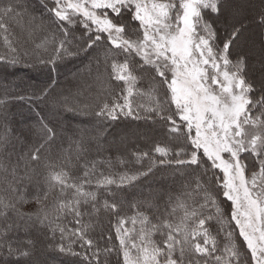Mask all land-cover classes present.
Returning <instances> with one entry per match:
<instances>
[{"label":"snow or ice","instance_id":"obj_1","mask_svg":"<svg viewBox=\"0 0 264 264\" xmlns=\"http://www.w3.org/2000/svg\"><path fill=\"white\" fill-rule=\"evenodd\" d=\"M44 7L51 21L37 24L23 0L0 2V37L7 49L0 61L12 66L24 62L28 52L24 49L21 55L23 43L36 28L46 31L48 36L36 47L46 50L51 43L55 55L40 59L41 64L54 67L65 56L90 55L97 63L101 93L111 94L110 82H117L121 94L111 103L102 101L97 117L161 122L165 139L132 153L136 163L148 162L141 170L100 172L93 181L89 177L96 174L97 162L83 164L81 179L70 171V158L62 163L42 160L41 152L56 136L47 124L40 126L43 143L22 157L23 172L19 164L5 162V135L0 139V190L7 193L0 195V219L6 222L0 230V252L17 257V264H31L34 242L27 239L24 247H14L5 238L13 229L27 233L40 226L48 228L53 239L59 231L61 242L55 250L81 257L84 264H108L107 255L113 252L122 256L123 264H264V78L248 76L247 54L234 55L246 25L228 18V0H45ZM26 16L29 26L22 23ZM222 18L221 28L217 23ZM259 23L264 25V10ZM12 24L22 33L27 30L26 37L16 36ZM144 80L146 90L137 87ZM47 96L44 90L36 99ZM137 96L147 103H134ZM86 152L79 143L76 160ZM249 159L257 164L251 171ZM106 162L112 166L111 158ZM117 162L126 163L119 156ZM157 167L195 178L184 182L179 195L149 194L133 205L136 213L130 217L120 215L115 200L99 202L97 190L115 195L113 186H135ZM33 182L37 191L29 199L21 188ZM93 182L97 190H85V184ZM221 196L231 203L228 217ZM26 203H35L36 210L23 211ZM209 207L214 214L205 212ZM101 210L117 217L118 245L103 249L90 235ZM153 210L155 216L150 215ZM94 215L96 223L85 221ZM9 217L14 218L10 223ZM68 217L74 227L61 223ZM212 220L221 230L234 222L222 250L210 231ZM66 237H71L67 244L62 242ZM77 242L83 251L73 248Z\"/></svg>","mask_w":264,"mask_h":264},{"label":"trees","instance_id":"obj_2","mask_svg":"<svg viewBox=\"0 0 264 264\" xmlns=\"http://www.w3.org/2000/svg\"><path fill=\"white\" fill-rule=\"evenodd\" d=\"M29 1L26 2L23 0V3L30 16H35L36 23L39 24L42 19L45 23H50V14L46 13L47 17H41L37 11L35 12V6L33 7ZM35 1L42 3V0ZM0 2H4V0H0ZM233 9H238L241 14H246V16L255 19L258 13L264 9V6H262L261 1L259 0H228L227 16L230 19L232 18L231 12ZM258 21L259 20L251 21V26L248 25L246 28V31L248 30L247 34L250 36L248 37L250 43L246 38L243 42H239L237 48L234 49V55L237 53L247 54V74L250 78L256 81H259V70L257 68V65L259 64L256 59L257 57L248 45L253 43V45L261 47L263 43L264 29L262 31L260 30ZM22 23L29 26V17L26 16ZM223 24L224 19L222 18L217 23V26L222 28ZM11 28L16 36H20L22 38L26 37L27 30L22 33L21 28L16 24H12ZM252 28L254 29L253 32H251ZM76 34H79L78 31ZM46 36H48L46 31L36 28L31 39L23 43L21 55H23L24 49L28 52V56L24 57V61H26L28 57L36 60H48L55 55L53 45L51 43L47 44L46 50L45 48L36 47V45L40 44ZM48 38L51 39V37ZM6 52L7 49L4 46L2 37H0V54H5ZM88 57H90V55H85L84 57H81L80 55L65 56L63 60L57 61L54 67L51 64H41L39 62L38 67L31 68L32 70H45L47 72V75L42 77L46 80V82L43 84H32V86L38 90L36 95L38 96L44 90H46L49 94L45 100H37L32 103V110L24 107L23 96L20 95V92L14 90L15 88H12L13 93H9V90L5 86L3 87H5L4 89L8 92L0 89V139H2L5 135L8 137L9 143L7 146V158L5 162L10 166L19 164L18 171H24L25 160L22 157H26L28 153L43 143L42 133L40 131L41 122L53 128L56 133L54 141L46 147V150L41 152L42 160H51L55 163H62L66 158H70L73 165L70 168V171L75 177L83 179V172L85 171L83 164L85 162L88 164L97 162L96 174L89 177V179L93 181L100 172L108 174L129 170L137 171L141 170L142 167L147 166V161H144L143 164L136 163L135 157L132 153L150 149L154 141H163L165 137L163 136L164 130L162 123L157 122L153 125L151 122H146L143 119L133 120L131 118L121 117L116 121H110L97 117L95 115V111L101 102L107 101L111 103L114 98L121 94V92L120 89L116 87L117 82L111 81L110 83L113 86L112 93H101L99 87L93 86V80L96 79V75L93 78L91 77L92 73L90 72L88 74L90 76L87 77V75L83 72L77 70L79 67L78 64L82 65V62L88 59ZM23 65H25V62L12 66L0 61V70L3 74V77L0 79V83L2 85L9 86V82H13V76L12 73L7 71L8 67L20 69ZM21 70H24V67ZM94 71L97 73V67H95ZM74 83L80 87L76 88V91L73 94L72 88ZM19 86L22 88L24 87L23 84H19ZM148 86L149 85L146 80L141 81L137 85L138 88L144 90H146ZM57 88H60L59 93L58 90H56V92L53 91V89ZM84 88L87 90L86 92H84ZM78 97L83 98L86 101V104L84 106L76 107L77 111H67V108H71L69 106L70 103L67 101H78ZM133 99L134 103H147L146 98L137 96ZM41 102L43 104L42 106H40ZM74 123H78L81 127L75 126ZM157 126L161 128L159 129ZM102 129L105 130L103 134H101ZM15 130L16 132H14ZM81 142H83L86 146L87 152L83 154L82 160L77 161L76 147ZM113 150H116V153L117 151H119V153H124L123 157L120 155L118 156L126 161L125 164L121 165L117 162L118 156L112 157L110 153ZM0 158H3V156L0 155ZM109 158L112 160L111 167H109L106 162ZM248 164L250 171L257 167L254 159H249ZM41 171H43V169H41ZM170 172V169L157 167L154 174L147 177H141V179L136 182L135 186H128L122 189H116L113 186L115 195H110L103 189L97 190L94 182L92 184H85V190H97L98 200L101 204L104 200H108L109 202L115 200L119 205L120 215L130 217L136 213V208H134L133 205L145 200L143 197H140L135 201L131 200L130 196L133 192L136 193L139 190L142 192L141 196H147L150 193V189H144L150 184H158V191L156 192H171L173 195H179L183 191L184 180L187 179L190 183L193 178L192 176L181 175V177H179L175 174H172V176ZM169 180L173 184L168 186L170 189L166 192L165 188L167 186H165V181H168L169 183ZM25 189L27 197L31 199L33 194L37 191L35 182L31 184L26 183L21 188V191H25ZM215 190L216 189L213 188V191ZM0 195H7V193L0 190ZM52 199L53 196H50L49 201L51 202ZM219 199L223 201L222 208L226 217L230 216L231 203L224 201L222 196L219 197ZM22 210L25 212H33L36 210V205L35 203H26L23 205ZM161 211H163V208H161ZM214 211L215 210L211 207L205 209L206 213L214 214ZM150 215L155 216V210H153ZM13 219V217H9L7 222L10 223ZM84 219L85 221L91 219L94 223H96L97 216H85ZM98 220L99 223L96 224L95 231L90 232L92 238L96 240L101 249H103L106 244H110L112 246L118 245V241L115 240L116 233L114 228V225L117 223V217L111 213L101 210L98 215ZM69 221H71V217L62 219L61 223L67 227H74V225ZM5 224L6 222L3 219H0V230L3 229ZM127 227H131V224H128ZM230 228H234V222L221 230L220 224H218L215 220L210 221V231L212 235L217 237L221 250L226 243L225 234ZM109 235L112 236V240L110 242L107 240V236ZM52 237L53 233L48 228L37 226L32 228L27 233L23 230L16 231L13 229L8 233L5 239L8 243H12L14 247H24L25 241L27 239H31L35 244V255L32 258L31 264H84L81 257L62 254L55 250V245L61 242L59 231L55 233V239ZM70 239L71 237H66L62 242L67 244ZM155 239H160V237L157 235ZM73 248L77 252L83 251L79 246V242L74 243ZM104 258V255H102L101 260L103 261ZM5 260L4 253L0 252V264H4ZM107 262L108 264H123L122 256H118L117 253L113 252L112 254L107 255ZM7 264H17V260L11 258L10 260H7ZM19 264H24V261L21 260Z\"/></svg>","mask_w":264,"mask_h":264},{"label":"rangeland","instance_id":"obj_3","mask_svg":"<svg viewBox=\"0 0 264 264\" xmlns=\"http://www.w3.org/2000/svg\"><path fill=\"white\" fill-rule=\"evenodd\" d=\"M25 1L28 2L29 0H25ZM259 1H261L262 6H264V0H259ZM29 2H30V4H32L33 7L35 6V12L37 11V13H39L41 15V17H47L46 13H48V12H47V10L44 7L45 0L41 1L43 4L39 3V2H36L35 0H30ZM48 2H50V0H48ZM42 7H43V9H42ZM259 14H260V12L258 13L257 17L255 19H253L252 17L246 16V14H243V13L241 14V12H239L238 9H233L232 12H231V17L234 18L235 21H242L243 23H245L246 28H247L248 25L251 26V24H250L251 21L259 20ZM258 24H259L260 30L262 31L264 29V25H261L259 23V21H258ZM253 30L254 29L252 28L251 32H253ZM263 32H264V30H263ZM247 33H248V30L246 31V29H245V31L243 32V35L241 37L240 42H243L247 38V40L250 43V40L248 39V37H250V36ZM248 46L251 47L252 51L254 52L255 56L257 57L256 59H257V62L259 64V65H257L258 66L257 68L259 70L258 75H259V80H260V79L264 78V57H262V48H264V40H263V43H262L261 47L253 45V43H251V45H248ZM80 56L84 57L85 55L81 54ZM91 58L92 57L90 56V57H88V59L84 60L82 62V65L78 64L79 67H78L77 70H80L81 72H83L85 75H87V77L90 76L88 74L91 72L92 73L91 77L94 78V76L97 75L96 71H94L95 67H97V63H96V61L94 59H91ZM24 62H25V65H23L24 70H21L23 67L20 68V69L13 68V67H8L7 71L9 73H12L13 82H9L10 85L8 84L11 87H9L7 85H2L0 83V89L6 91V89H4L6 87L9 90V93H13V89L12 88H15L14 90L20 92V95L23 96L24 107L29 108V109L32 110V103H34L35 101L38 100V99H36V97H37L36 93H37L38 90L34 86H32V84H34V83L35 84H43L44 82H46V80L43 79L42 77H44V75H47V72L45 70L37 71V70H32L31 69V68L38 67L39 59L36 60V59H32V58L28 57L27 60L24 61ZM2 77H3V74H2V71L0 70V79ZM19 84L20 85L23 84L24 87L22 88L21 86H19ZM90 85H91V83H90ZM3 86H5V87H3ZM93 86L94 87H98L96 79L93 80ZM78 87H80V86H78L76 83L73 84V88H72L73 94L76 91V88H78ZM82 87H83V85H82ZM56 90H58V93H59L60 88L53 89V91H55V92H56ZM86 91L87 90L85 89L84 92H86ZM6 92H8V91H6ZM53 98H54V96H53ZM78 98H79L78 101H74V100H68L67 101L68 103H70L69 106L71 108H75L76 109V107L84 106L86 104V101L83 98H80V97H78ZM68 99H70V98H68ZM87 100H89V99H87ZM42 105L43 104L41 102L40 106H42ZM74 124L77 127H81V126L78 125V123H74ZM157 127L159 129L161 128L159 126H157ZM14 132H16V130ZM119 137H121V136H119ZM110 154L112 155V157H116L118 155H120L122 157L124 156V153H119V151H117V153H116V150H113ZM170 173H171V175L173 174L172 171ZM175 175L181 177L179 172L175 173ZM192 177H193L192 179L195 178L194 176H192ZM185 181L189 182L187 179H185L184 182ZM171 184H173V183L170 180H169V183H168V181H165V186H167L165 188L166 192H167L168 189H170V188H168V186H170ZM158 186H159L158 184H150L144 190L150 189L149 190L150 191L149 194L157 193L156 191H158L157 190ZM141 193L142 192H140L139 190L136 193L133 192L131 194V196H130V199L135 201L136 199H138L140 197H143L144 199H146L149 196V195L141 196L142 195ZM39 250H42V249H39ZM11 258H13L15 260L18 259L17 257H7V256H5L6 261L10 260ZM20 262H21V260H20Z\"/></svg>","mask_w":264,"mask_h":264}]
</instances>
